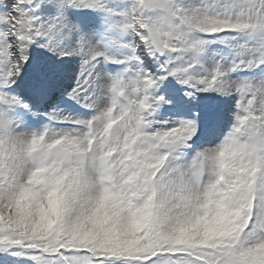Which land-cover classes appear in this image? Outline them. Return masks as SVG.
<instances>
[{
    "label": "snow or ice",
    "instance_id": "6c2138e0",
    "mask_svg": "<svg viewBox=\"0 0 264 264\" xmlns=\"http://www.w3.org/2000/svg\"><path fill=\"white\" fill-rule=\"evenodd\" d=\"M0 264H264V0H0Z\"/></svg>",
    "mask_w": 264,
    "mask_h": 264
}]
</instances>
